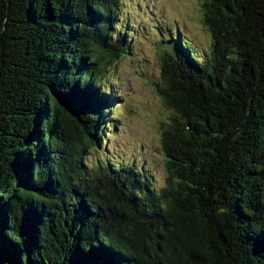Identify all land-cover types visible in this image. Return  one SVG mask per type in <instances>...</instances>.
Returning <instances> with one entry per match:
<instances>
[{
    "label": "trees",
    "instance_id": "obj_1",
    "mask_svg": "<svg viewBox=\"0 0 264 264\" xmlns=\"http://www.w3.org/2000/svg\"><path fill=\"white\" fill-rule=\"evenodd\" d=\"M119 2L0 0V264H264V0H203L205 55L165 43L159 189L85 162Z\"/></svg>",
    "mask_w": 264,
    "mask_h": 264
},
{
    "label": "rangeland",
    "instance_id": "obj_2",
    "mask_svg": "<svg viewBox=\"0 0 264 264\" xmlns=\"http://www.w3.org/2000/svg\"><path fill=\"white\" fill-rule=\"evenodd\" d=\"M202 1L120 0L115 34L125 35L124 53L100 76L101 88L115 100L107 106L110 125L102 140L88 149V166L106 160L131 163L155 189L164 185L161 132L173 112L155 88L161 84L160 59L172 37L198 57L208 52L211 38L202 23Z\"/></svg>",
    "mask_w": 264,
    "mask_h": 264
}]
</instances>
